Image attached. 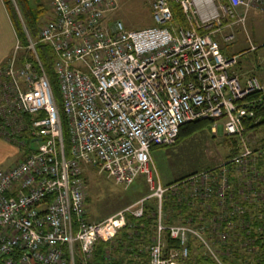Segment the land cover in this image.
Masks as SVG:
<instances>
[{"label": "built area", "instance_id": "1", "mask_svg": "<svg viewBox=\"0 0 264 264\" xmlns=\"http://www.w3.org/2000/svg\"><path fill=\"white\" fill-rule=\"evenodd\" d=\"M51 1L57 18L42 29L40 42L56 54L61 106L33 43L37 65H19L18 43L0 66V138L30 142L35 150L19 164L0 168V264H76L79 253L88 261L95 245L113 241L128 217H143L152 197L159 207L148 264H183L191 237L222 264L203 228L165 225L167 190L154 185L152 150L175 145L186 124L214 120L242 146L235 164L255 160L246 134L264 107V85L231 74L236 60L222 53L213 35L221 31L222 18H235L239 9L245 11L238 20L243 25L249 10L264 13V0H227L220 4L221 14L198 22L194 0H154L153 27L129 30L117 22L115 32L106 27L115 0ZM172 3L182 7L189 27L175 25ZM87 167L125 188L145 176L154 194L108 220L90 222ZM203 177L201 184L190 181L193 195L210 187L209 176ZM227 188L220 187L217 196ZM166 234L179 249L167 250Z\"/></svg>", "mask_w": 264, "mask_h": 264}, {"label": "trees", "instance_id": "2", "mask_svg": "<svg viewBox=\"0 0 264 264\" xmlns=\"http://www.w3.org/2000/svg\"><path fill=\"white\" fill-rule=\"evenodd\" d=\"M222 1L225 2L226 0ZM3 2L14 25L18 43L22 48L21 50L24 51L22 55H18L19 65L25 61H31L37 65L34 51L30 49L31 43H33L49 77L58 105L61 106L60 85L55 69L56 54L51 46L40 42L42 29L57 18L52 1V14L49 20L41 24L40 27L38 20L42 11L41 9H31L29 0H3ZM171 8L175 25L189 27L182 7L178 3H172ZM111 21L107 15L106 27L115 32L116 23L120 21ZM257 112L258 122L252 126L248 125L247 132L264 129V107L259 106ZM27 118L29 120V116ZM61 119L65 147L68 153L67 120L62 113ZM215 125L216 121L214 120H202L186 124L181 128L176 144L204 130H209ZM227 142L232 147L233 155L229 157L227 163L212 170V172L222 173L223 169H228L229 174L226 178L228 188L224 193L225 195L220 198L217 196L220 188L218 181L211 183L209 188H204L203 194L200 193L197 197L191 191L189 178L170 184V186H180L186 182L185 190L189 191L190 194L187 195L185 191L173 192L171 190L166 194L162 202L164 223L167 226L189 223L195 227L203 228L204 237L212 250L219 249V251L214 250V253L222 264H264V199L249 201V199L239 197V190L244 185L246 187V178L238 179L235 177L237 164L230 160L239 154L240 144L236 138L232 137H228ZM262 142L264 144V139ZM157 148L164 147H154L152 151ZM29 150L35 151L34 149ZM262 150L263 154L259 158L257 169L264 168V147ZM207 189L211 192H207ZM262 196L264 197L263 193ZM146 197L148 195L144 198ZM158 207L159 203L156 200H146L143 217H128L126 227L113 241L98 242L95 245L92 259L88 261L84 260L79 253L76 264H131L135 261L140 264H148V248L153 244L157 230ZM220 210H223V215H221ZM223 234L227 235L226 238L222 237ZM165 241L167 250L180 248V243L170 239L168 234L165 235ZM188 247L189 257L183 264H219L217 259L198 239L191 237Z\"/></svg>", "mask_w": 264, "mask_h": 264}, {"label": "rangeland", "instance_id": "3", "mask_svg": "<svg viewBox=\"0 0 264 264\" xmlns=\"http://www.w3.org/2000/svg\"><path fill=\"white\" fill-rule=\"evenodd\" d=\"M115 2L116 9L108 13L111 22L120 21L130 30H143L154 26L152 19L154 0H115ZM220 3L221 0H216L218 10ZM29 6L33 10L41 9L42 11L38 20L39 27L49 20L52 14L51 0H29ZM244 16L245 11L240 10L235 18H225L224 28L220 32L214 33L213 36L219 43L223 54L236 60L230 73L235 72L238 75L255 77L264 85V13L249 10L244 25L238 23V20ZM194 18L197 19V16L194 15ZM231 36L233 39L228 40ZM253 46L256 47V51H252ZM23 52L20 50L19 55H22ZM221 125L222 123H217L211 129L183 139L173 146L154 149L152 153L155 167L154 185L157 186L160 183L167 190L165 196L171 189L173 192L185 191L189 195L190 192L185 190L186 182L180 186H170V184L188 178H193L190 180L191 182L201 184L203 175L209 176L208 179H205V183L209 184L215 180L219 181L220 187L227 185L228 169H223L222 173L212 172L213 168L224 165L233 155L232 147L227 142L228 136L225 135L223 128H219ZM262 139H264V129L262 128L255 132H247V145L253 152L255 160L248 161L247 164H237L234 173L238 179L246 178V187L244 185L239 190V197L249 199V201L264 199L262 196V193L264 194V168L257 169L259 158L263 154ZM9 144L18 151V154L10 155L9 147L11 146ZM240 150L242 151L241 144ZM29 153L28 143H8L0 138V168L9 169L19 164ZM237 156H234L230 161H233ZM85 170L88 194L87 211L90 222L98 223L108 220L117 213L136 205L145 199V196L154 194L153 185L148 182L145 176L138 177L131 186L125 188L99 174L93 167H87ZM194 195L198 196L195 193ZM151 199L159 202L154 197ZM222 212L223 210H220L221 215H223ZM214 250L219 251V249Z\"/></svg>", "mask_w": 264, "mask_h": 264}, {"label": "crops", "instance_id": "4", "mask_svg": "<svg viewBox=\"0 0 264 264\" xmlns=\"http://www.w3.org/2000/svg\"><path fill=\"white\" fill-rule=\"evenodd\" d=\"M194 1L196 3V0H194ZM198 1L201 4V6H203V8L202 9L198 8L197 19H196L197 22L200 21L201 19L207 20L209 18L214 17L216 14H219L218 11H220V8L218 10V7L216 5V0H205L204 4L201 3L200 0H198ZM225 3H227V0L225 2H223L221 0L220 4H225ZM240 10L242 11L243 9H239L238 11H240ZM238 11H237V14H238ZM225 18L226 17L222 18V27H220L221 28L220 30H222V28H224V26H225V21H224ZM227 26H230V24H227ZM17 44H18V38L16 35L14 25H13L12 20L10 18L9 12H8L3 0H0V66L3 63H5L9 59V57L12 56ZM252 48H256V47L253 46ZM225 56L228 57L227 55H225ZM228 58H231V57H228ZM231 74L239 76L241 78V80H245L246 78H248L246 76L238 75L235 72H231ZM219 128H221V127H219ZM9 146H11V145L9 144ZM12 148H13V146L9 147L10 155L18 154V151L14 150V148L13 149Z\"/></svg>", "mask_w": 264, "mask_h": 264}, {"label": "bare ground", "instance_id": "5", "mask_svg": "<svg viewBox=\"0 0 264 264\" xmlns=\"http://www.w3.org/2000/svg\"><path fill=\"white\" fill-rule=\"evenodd\" d=\"M204 1H205V0H200V2L203 3V4H204ZM196 3H197V5H198V7H199L200 9L203 8V6H201V4L199 3L198 0H196ZM207 9H208V8H207ZM208 10H209V9H208ZM208 10H207V11H208ZM201 11H202V10H201Z\"/></svg>", "mask_w": 264, "mask_h": 264}]
</instances>
